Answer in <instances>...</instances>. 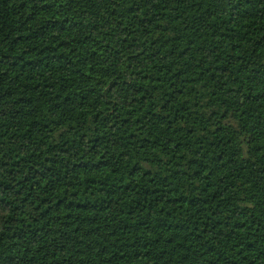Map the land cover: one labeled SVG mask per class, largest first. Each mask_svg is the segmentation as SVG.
<instances>
[{
  "label": "trees",
  "instance_id": "trees-1",
  "mask_svg": "<svg viewBox=\"0 0 264 264\" xmlns=\"http://www.w3.org/2000/svg\"><path fill=\"white\" fill-rule=\"evenodd\" d=\"M0 264H264V0H0Z\"/></svg>",
  "mask_w": 264,
  "mask_h": 264
}]
</instances>
